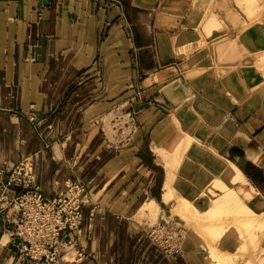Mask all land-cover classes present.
<instances>
[{"label": "crops", "instance_id": "obj_1", "mask_svg": "<svg viewBox=\"0 0 264 264\" xmlns=\"http://www.w3.org/2000/svg\"><path fill=\"white\" fill-rule=\"evenodd\" d=\"M263 26L264 10L250 19L234 0H0V161L30 157L46 196L85 185L86 256L74 264H212L189 237L164 254L134 220L149 200L167 205L153 147L172 151L182 131L264 199V82L242 70L264 49ZM116 105L135 115L120 132L106 120ZM193 180L173 185L201 210ZM4 216L0 264H16Z\"/></svg>", "mask_w": 264, "mask_h": 264}, {"label": "rangeland", "instance_id": "obj_2", "mask_svg": "<svg viewBox=\"0 0 264 264\" xmlns=\"http://www.w3.org/2000/svg\"><path fill=\"white\" fill-rule=\"evenodd\" d=\"M234 2L243 9L247 17H249L250 19L258 15H261L264 10V0H253V1L251 0V2L249 0L246 1L234 0ZM259 23L255 24L257 29L255 27L254 28L255 30H257V33L260 35L262 32V26ZM263 50H260L259 52L262 53ZM261 53L255 56L256 62H255V66H253L251 69V73L244 76L246 79H249V77L253 75L256 76L257 80L254 86H261V84L264 82V78H263L264 58L262 57ZM252 54L253 53H249L247 57H251ZM260 55L262 59L260 58ZM127 108L128 107L126 106L116 105L112 113H110L106 117V120L109 119L108 121L112 125L113 127L112 129H114L116 132H120L122 129H125V127L130 125V123H132L134 120L133 119L135 116L134 113L129 112V109ZM28 118L30 120L35 119L33 115H29ZM174 122L177 125H179L177 120H174ZM184 126L189 127V123L184 124ZM179 127L180 129H182V126ZM189 129H191V126L189 127ZM191 134H193L191 130L182 131V133H178V135L175 134L174 138H178L179 136H183V135L184 136L179 141L177 146L174 148L175 150L174 149L172 150V148L166 149V150H172L170 152H167L164 149L160 150L162 149L160 147L158 150H155V148L153 147V150L158 154V156L163 155L161 156V158H163L164 161H167V163L169 164L178 163V165L177 164L174 165L176 167H174L173 164L169 165V166H173L171 167L174 169L173 172H171L172 170L170 171L171 168H169L166 162L163 164V168L157 167L156 169L157 174L165 173L164 176L165 182L163 183V186H166L169 190L171 188V191L167 190L166 187H163L162 189L163 192L161 199L164 202L165 201L168 202L167 205L164 207V209L160 210L157 207L156 210L150 211L146 215V217L143 216L142 220L141 218L138 217H134V220L138 221L145 229H147L148 234L153 239H155L153 237L154 236L153 230L160 228V231H157V233L160 236V238H162L161 239L162 243H157V242L156 243L161 246L162 252L166 255H171V253H169V251L167 250L169 249L167 245L172 244V242H174L177 238H179V242L181 243L182 241L185 240L186 237H189L194 241V243L197 246L199 245L198 248L201 249V251L204 253L206 262L212 264H218V263L237 264L239 263L240 260V262L244 261L245 264H264V207L263 206L260 207L259 210L256 209L257 207L259 208L260 204L256 205L254 204L255 201H251L252 197H250V193L243 190L240 191L237 190L236 186L239 185V184L237 185V183H239L242 179L243 180L241 181V184L243 185L245 183L248 184L247 181L245 180V176L240 171V169L237 167L236 170L235 168H232L235 171L236 175L234 173H230V170L227 171V173L230 174L228 176V174L226 173L225 177L228 176L227 178L230 179L229 180L224 179V177L221 175L222 173L220 174L223 165L219 166V164L217 163L221 160L219 159V161L215 160L216 162H210L209 156L210 154L215 155L212 153L214 150L212 151L211 149L204 147L202 145V142L203 140H205L206 137H202L200 135L198 137L195 136L191 137ZM187 137H189L191 141ZM182 144L183 145L189 144V145L187 148H185V151L182 153V156L184 155L185 158L182 161H178V159L175 160L177 156L180 157V159H182L180 155H177L178 154L177 152H181V150L184 149V147L181 146ZM179 145L180 147H178ZM171 152L177 153L176 154L177 156L174 154V156L176 157L170 163L169 157L172 156L169 155ZM215 153L217 154L215 156L220 155L217 152ZM166 155L169 157H166ZM189 158L195 161L196 163L192 162ZM219 158L225 159V160L222 159L225 161L224 164H226V162L229 161V159H226L223 156ZM187 159L189 161H187ZM190 161L191 163H189ZM221 163L222 161L220 162V164ZM167 171H169V176H171L169 178L170 179L172 178L171 180H168V178H166V176L168 175ZM234 171L231 170V172ZM239 176L241 179L239 178ZM186 178L188 180L190 178L191 179L189 180L190 182L194 181L193 179L196 178L198 184L195 189V192L198 196H201L207 200L208 206L206 208L201 210L198 209L199 207L196 205L195 203L196 201L192 202L189 198L180 194L177 188L174 187L173 182L177 183L180 182L181 180L185 181L184 179ZM234 180H238V181H234ZM168 181H170V183H168ZM189 181H185V182L189 183ZM171 183L173 186L170 185ZM223 183H229V186L228 184H224V187L219 186V184L222 185ZM211 191L216 192L214 193L216 195L212 194ZM204 193L206 194V196ZM179 197H181L182 202L186 200L184 204L190 201L189 203H191L193 206L195 207L197 206L196 208L198 209V211L202 213L203 216L195 215L193 211L191 212V209L189 210L188 207H186V205H184L181 202L183 204L182 207L181 203H179L181 201ZM208 197L210 198V201L208 200ZM215 198L217 200H215ZM171 200L172 202L170 203L169 201ZM217 201H220V203ZM252 205L253 206L255 205V208H253ZM181 207L182 208L185 207V208L182 209ZM175 209L177 210L175 211ZM159 215L161 216V220H159L160 219ZM205 215H210V217H206ZM80 236L82 242L81 244L85 249V246L83 244L82 228H81ZM227 236L231 237L229 240L230 245L228 246L229 250L224 248V246L222 245V241ZM217 244L220 245L221 248L220 247L217 248L218 247ZM218 252L220 254H217ZM72 255L73 252L71 254L66 255L65 257L70 259ZM225 255L227 257H225ZM229 256L230 259L228 258ZM221 259H223V261L227 263L223 262ZM74 263L76 262H71V263L63 262V264H74Z\"/></svg>", "mask_w": 264, "mask_h": 264}, {"label": "built area", "instance_id": "obj_3", "mask_svg": "<svg viewBox=\"0 0 264 264\" xmlns=\"http://www.w3.org/2000/svg\"><path fill=\"white\" fill-rule=\"evenodd\" d=\"M31 161L30 157L12 164L0 161V211L5 209L4 219L12 225L11 255L17 264L80 262L86 256L80 242L86 187L69 181L46 196L35 182ZM157 231L160 228L153 230V237L162 243ZM167 246L169 253H178L179 238ZM72 252L70 259L65 257Z\"/></svg>", "mask_w": 264, "mask_h": 264}, {"label": "bare ground", "instance_id": "obj_4", "mask_svg": "<svg viewBox=\"0 0 264 264\" xmlns=\"http://www.w3.org/2000/svg\"><path fill=\"white\" fill-rule=\"evenodd\" d=\"M245 1H246V0H245ZM249 1L251 2V0H249ZM252 1H253V0H252ZM259 53H261V52H259ZM259 53H258V54H259ZM261 55H262V57L264 58V51H262ZM261 55H260V58H261ZM260 58H259V59H260ZM261 59H262V58H261ZM261 59H260V60H261ZM263 60H264V59H263ZM256 68H257V67H256ZM259 68H261V67H259ZM245 69H246V67L243 65V69H242V70H243L244 72L246 71V73L249 74V73H248L249 70L247 71V70H245ZM186 136H187V135H186ZM189 137H190V136H189ZM189 137H187V138L191 141L190 138H191L192 136H191L190 138H189ZM188 145H189V144H187V145H183V144H182L181 146H183L184 149L181 150V152H177L178 154H177V153H173V152H171L170 155H169V153H168L169 156L174 157V158H172V157H169V156L166 155V157H169V162L171 163V161H173L177 155H180L182 159H180V157L177 156V158H176L175 160L178 159V161H182V160L185 158L184 155L182 156V153L185 151V148H187ZM178 147H180V145H179ZM155 148H156V147H155ZM181 148H182V147H181ZM181 148H180V149H181ZM156 150H157V149H156ZM174 150H175V149H174ZM212 151H213V150H212ZM199 152H200V151H199ZM159 153H160V152H159ZM161 153H162V152H161ZM172 153H173V154H172ZM179 153H181V154H179ZM210 153H211V152H210ZM212 153L215 154V155H217L214 151H213ZM164 154H165V153H164ZM174 154H175V155L177 154V155L174 156ZM215 155H211V154H210V156H209V157H210V162H216L215 160H218V161H219V159H220V160L222 161V163L220 164L221 161L217 162V163L219 164V166L223 165V168H222V171L220 172V174L222 173L221 175L224 177V179H228V180H229L230 178H227V177L229 176V174H230V173H234V174H235V171H234L232 168H235V170H236V167H237V166H236L232 161H230V160H229L228 162H226V164H224V163H225V161H224L225 159H224V158H219V157H222L221 155H219V156H215ZM161 156H163V155H161ZM170 158H172V159H170ZM186 158H187V157H186ZM189 159H190V158H189ZM213 159H214V160H213ZM222 159H224V160H222ZM226 159H227V158H226ZM253 159H254L255 161H258V162L261 160L260 157H255V158H253ZM162 160H163V158H162ZM190 160H191V159H190ZM163 161H164V160H163ZM187 161H189V160L187 159ZM165 162L167 163V161H164V163H165ZM189 163H191V161H190ZM171 164H173V163H171ZM171 164L167 163L168 166L171 165ZM176 164L178 165V163H174L173 166L176 165ZM167 165H166V166H167ZM191 165H192V164H191ZM168 166H167V167H168ZM173 166H169V168H171V167H173ZM174 167H176V166H174ZM237 168H238V167H237ZM171 170H172V171H171ZM173 170H174L173 168L170 169L171 172H173ZM229 170H230V173L228 174L227 171H229ZM231 170L234 171V172H231ZM167 172H168V173H167ZM167 172H166V173H167L168 175L166 176V178H168V180H171L172 178H171V179L169 178V177H171V176H169V171H167ZM206 173H207V172H206ZM226 173L228 174L227 177H225ZM170 174H171V173H170ZM220 174H219V175H220ZM221 175H220V176H221ZM235 175H236V174H235ZM235 175H233V176H235ZM220 176H219V177H220ZM172 177H173V176H172ZM219 177H218V178H219ZM241 177H242V176H241ZM239 178H240V176H239ZM237 179H238V178H237ZM240 179H241V178H240ZM232 180H233V179H232ZM242 180H243V179H242ZM242 180H241V181H242ZM245 180H246V179H245ZM234 181H238V180H234ZM241 181H240L239 183H237V185L239 184L238 186L235 185V186L237 187V190H239V191H240V190H243V191H247V192H249V193H250V197H252V200H251V201H255L254 204H256V205H257V204H260V205H259V208L257 207L256 209L259 210L260 207H262V206L264 207V199H263L262 197H260V196H255L256 191H255L254 189H253V190L250 189L251 186H249V185L246 184V183H245L244 185L241 184ZM166 183H167V182H166ZM168 183H170V181H168ZM229 183H230V182H229ZM229 183H223L222 185L219 184V186L224 187V184H228V186H229ZM170 185H172V183H171ZM230 185H231V184H230ZM172 186H173V185H172ZM231 186H232V185H231ZM163 187H166V186H163ZM236 187H234V188H236ZM166 188H167V187H166ZM238 188H239V189H238ZM167 190H169V189L167 188ZM169 191H171V188H170ZM235 191H236V190H235ZM162 192H163V190H162ZM165 192H166V191H165ZM211 192H212V194L216 193V192H213V191H211ZM163 194H164V193H163ZM177 194H178V193H177ZM209 194H210V192H209ZM214 195H216V194H214ZM214 195H212V196H214ZM161 196H162V194H161ZM164 196H165V195H164ZM177 196H180V195H177ZM212 196H211V197H212ZM177 198H178V197H177ZM179 198L181 199V197H179ZM163 200H164V199H163ZM215 200H217V199L215 198ZM185 201H186V200H185ZM185 201L182 202V199H181L180 202H179V201H177V202H179V203L182 202V203L184 204ZM165 202H166V201H165ZM189 202H190V201H189ZM189 202H187V203L184 204V205H186V207H188L189 210L191 209V212L193 211L195 215H202V213H201L200 211H198V209H197L195 206H193L191 203H189ZM217 202L220 203V201H217ZM221 202H222V200H221ZM182 203H181V205H182V207H183V204H182ZM251 203H252V202H251ZM177 204H178V203H177ZM249 204H250V203H249ZM173 205H174V204H173ZM247 206H248V205H247ZM252 206H253V205H252ZM139 207H140V206H139ZM139 207H138V211L136 210L137 213H136L135 217L141 218V220H142L143 216L146 217V215H147L150 211H152V210H156L157 207H158V205L155 203V201H153V200H149L148 202H146V203H144L143 205H141L140 208H139ZM182 207H181V208H182ZM184 208H185V207H184ZM184 208H182V209H184ZM253 208H255V205L253 206ZM176 210H177V209H175V211H176ZM179 211H180V209H179ZM252 211H254V210H252ZM185 213H187V212H185ZM202 216H203V215H202ZM205 216H206V217H210V215H205ZM147 217H148V216H147ZM148 219H149V218H148ZM209 219H210V218H209ZM217 246H218V247H217ZM217 246H216L217 248L220 247V245H218V244H217ZM211 247H212V245H211ZM220 248H221V247H220ZM224 248H225V247H224ZM209 249H210V248H209ZM260 249H262V248H260ZM215 250H216V249H215ZM219 250H220V249H219ZM222 251H223V250H222ZM223 252H224V251H223ZM225 252H227V251H225ZM212 253H213V251H212ZM217 254H220V253L218 252ZM228 254H230V253H228ZM223 256H224V255H223ZM233 256H234V255H233ZM233 256H232V258H233ZM225 257H227V256L225 255ZM228 258L230 259V256H229ZM235 258H236V257H235ZM235 258H234V259H235ZM223 259H225V258H223ZM223 259H221V260L223 261ZM223 262H225V261H223ZM223 262H222V263H223ZM229 262H231V261H229ZM229 262H228V263H229ZM225 263H227V262H225ZM218 264H219V263H218Z\"/></svg>", "mask_w": 264, "mask_h": 264}]
</instances>
